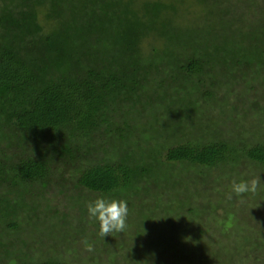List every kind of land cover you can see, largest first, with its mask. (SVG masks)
<instances>
[{
  "label": "trees",
  "instance_id": "1",
  "mask_svg": "<svg viewBox=\"0 0 264 264\" xmlns=\"http://www.w3.org/2000/svg\"><path fill=\"white\" fill-rule=\"evenodd\" d=\"M263 129L264 0H0V264H238L209 184L263 170Z\"/></svg>",
  "mask_w": 264,
  "mask_h": 264
},
{
  "label": "rangeland",
  "instance_id": "2",
  "mask_svg": "<svg viewBox=\"0 0 264 264\" xmlns=\"http://www.w3.org/2000/svg\"><path fill=\"white\" fill-rule=\"evenodd\" d=\"M171 168H173L172 171L175 174L179 173V172H177V169H179V166L177 167V169H176V165L171 166ZM190 168H187L185 171H183L185 173L183 175L187 176L188 179H192V178L197 177L198 173L196 172V169H193V168L190 169ZM241 168H243V172H244L245 176L242 178H239V181L242 179L250 181L252 179L257 178V176H259L260 174H263V176H262L263 177L262 178L263 179V185L262 186L264 189V166H263V170H261V168H259L258 166L254 165L253 163L251 164L248 162V164H245ZM189 177H192V178H189ZM209 185H210L209 187L211 189V192L216 196L219 195L218 201L221 204H225V201L229 202V200H227V199H229V196L231 194V186L230 185L228 187L227 186H225V187L224 186H218L220 189H218L216 187L214 188L213 183H210ZM198 186H200V185L198 184ZM262 186L259 183L258 188H262ZM260 201H262L263 204H261ZM260 201L255 200V196L253 194H249V193L244 195L243 197H239V198L236 197L234 194H231L230 205L228 206V208H230V210L228 211V213H229L228 222H229L230 227L227 226V229H228V227L233 228V229H230L231 234L227 235V237H225L224 235H222V236L220 235V236L226 240H231L229 242H232L235 240V242L239 246L240 250H238V251H240V253L242 252L243 258L242 259H241V257L239 258L242 262L238 259V261H235V263L245 264L246 259L244 258V253H243L242 249H244L246 247V244L248 245L250 243V242H248L250 239L252 241V238H254V237L260 238L261 236L264 235V228H263V225H264V201L262 198ZM225 211H226L225 206L219 205L217 217H219L223 214L226 215ZM218 230H219V228H218ZM32 232H33V230H29L27 228V230L25 231V235L29 236V234H31ZM223 232H226V230ZM35 233H36V231H35ZM237 238H240L241 241L237 240ZM245 240H246V242H244ZM57 243L59 245H61V242L59 240H57ZM33 245L34 246H32V249L35 252H37V250H38V253L43 252V253L48 254L47 250L41 248L39 245H35V244H33ZM74 246H76L75 248H77V251H79L81 253L87 247V245H85L83 241L75 242ZM63 249H64V247H63ZM63 249H62V251H63ZM57 250L59 252L61 251L60 246L57 248ZM257 252L259 255H262V254L264 255V248L258 250ZM65 254L69 257L68 260H72L69 253L65 252ZM85 255H86L85 253H82V255H80L78 257L76 256V259H73V261H71L72 264H76L73 262L78 261V259H79V261L80 260L84 261ZM236 259H237V257H234V260H236ZM11 264H14V261L11 262ZM246 264H252V262H249ZM253 264H260V263H258V262L254 263L253 262Z\"/></svg>",
  "mask_w": 264,
  "mask_h": 264
},
{
  "label": "clouds",
  "instance_id": "3",
  "mask_svg": "<svg viewBox=\"0 0 264 264\" xmlns=\"http://www.w3.org/2000/svg\"><path fill=\"white\" fill-rule=\"evenodd\" d=\"M259 181L252 180H235L231 185V194L236 197H243L248 193H254L258 190ZM231 194L229 198H231ZM88 216L98 222L99 235L103 238L112 233H123L127 229V220L129 215L128 201L124 199H107L97 197L87 205ZM88 251H93L91 245Z\"/></svg>",
  "mask_w": 264,
  "mask_h": 264
}]
</instances>
